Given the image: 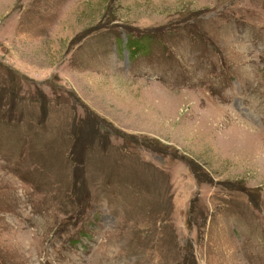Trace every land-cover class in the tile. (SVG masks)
<instances>
[{
	"label": "rangeland",
	"instance_id": "374dc122",
	"mask_svg": "<svg viewBox=\"0 0 264 264\" xmlns=\"http://www.w3.org/2000/svg\"><path fill=\"white\" fill-rule=\"evenodd\" d=\"M0 264H264V0H0Z\"/></svg>",
	"mask_w": 264,
	"mask_h": 264
}]
</instances>
